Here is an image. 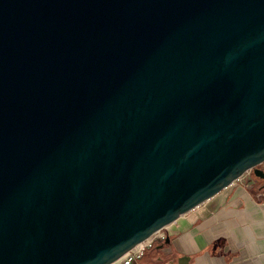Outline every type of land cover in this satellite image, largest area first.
<instances>
[{"label": "water", "instance_id": "obj_1", "mask_svg": "<svg viewBox=\"0 0 264 264\" xmlns=\"http://www.w3.org/2000/svg\"><path fill=\"white\" fill-rule=\"evenodd\" d=\"M261 162L264 0H0V264H111Z\"/></svg>", "mask_w": 264, "mask_h": 264}, {"label": "crops", "instance_id": "obj_2", "mask_svg": "<svg viewBox=\"0 0 264 264\" xmlns=\"http://www.w3.org/2000/svg\"><path fill=\"white\" fill-rule=\"evenodd\" d=\"M160 235L131 264H264V198L235 182Z\"/></svg>", "mask_w": 264, "mask_h": 264}, {"label": "built area", "instance_id": "obj_3", "mask_svg": "<svg viewBox=\"0 0 264 264\" xmlns=\"http://www.w3.org/2000/svg\"><path fill=\"white\" fill-rule=\"evenodd\" d=\"M241 176H239L231 184H233L236 181H238ZM158 233H159V231L154 233V234H152L151 236H149L148 238L144 239L143 241L139 242L138 244H136L130 250L125 252L123 255H121L118 259H116L111 264H131V262L134 259L139 258L140 256H142V254L145 251V249L151 247V245L154 243V241L161 236Z\"/></svg>", "mask_w": 264, "mask_h": 264}, {"label": "flooded vegetation", "instance_id": "obj_4", "mask_svg": "<svg viewBox=\"0 0 264 264\" xmlns=\"http://www.w3.org/2000/svg\"><path fill=\"white\" fill-rule=\"evenodd\" d=\"M257 168L262 170L264 172V162H261L257 165ZM248 172V171H247ZM250 179L246 181V187L256 196H259L260 198H264V179L258 178L253 175L252 171L249 170ZM163 230H160L159 232L162 233ZM156 244H152L151 247L155 246ZM163 242L161 241L157 248H162Z\"/></svg>", "mask_w": 264, "mask_h": 264}, {"label": "rangeland", "instance_id": "obj_5", "mask_svg": "<svg viewBox=\"0 0 264 264\" xmlns=\"http://www.w3.org/2000/svg\"><path fill=\"white\" fill-rule=\"evenodd\" d=\"M248 179H250V174H249V171L244 173L240 179L238 181H236V183H238L239 185L241 186H244L246 187V181H248ZM161 232H159L158 234H160Z\"/></svg>", "mask_w": 264, "mask_h": 264}]
</instances>
